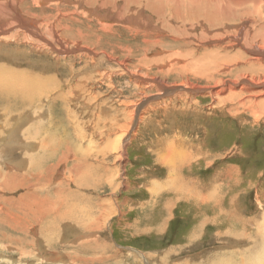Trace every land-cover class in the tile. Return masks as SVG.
<instances>
[{
  "label": "rangeland",
  "instance_id": "obj_1",
  "mask_svg": "<svg viewBox=\"0 0 264 264\" xmlns=\"http://www.w3.org/2000/svg\"><path fill=\"white\" fill-rule=\"evenodd\" d=\"M72 1L19 0L16 6L36 24H53L61 38L53 45L68 53L11 43L28 51L23 63L14 64L9 52L0 57L30 75L57 78L17 124L16 117L0 122V158L9 157L0 159V177L11 178H0V264H264V90L242 84V75L264 78V45L253 43L260 52L255 64L228 67L223 54L196 65L205 49L232 48L224 40L187 43L177 38L175 22L158 34L123 25L115 0L107 8L92 3L99 14L108 12L105 19L88 10L87 0ZM75 45L82 50L72 52ZM39 128L54 155L34 165L44 175H37L36 192L66 214L57 222L54 213L32 212L23 199L25 184L35 185L34 170L10 165L22 161L26 169ZM78 159L97 172L94 183L76 185ZM185 192L199 196L187 199Z\"/></svg>",
  "mask_w": 264,
  "mask_h": 264
},
{
  "label": "bare ground",
  "instance_id": "obj_2",
  "mask_svg": "<svg viewBox=\"0 0 264 264\" xmlns=\"http://www.w3.org/2000/svg\"><path fill=\"white\" fill-rule=\"evenodd\" d=\"M18 1L19 0H0V57L1 56H5V57L8 56L7 53L9 52L12 55V57H10V59L13 61L14 64L20 65V63H23V62H20V59L22 57H24L23 55H27L28 51L26 49L18 50L15 48L8 47V45L11 43L13 45H16V47L19 46L20 44H30L32 47V50L40 51L41 53H44V54H46V53L49 54V50L55 51L56 53L57 52L58 53H61V52L68 53L66 46H64V49H65L64 50V49H59L58 47L53 45L54 42H59V40L61 39L59 33L57 32V28L53 24H51L50 22L48 23V21H45V19L40 20L41 22L36 24L34 20H32V19L30 20L28 18L23 17L21 15V13L18 12V10L16 8ZM34 1H35V3H38V4H39V2H43V1L44 2H48V1L50 2V0H34ZM89 2L87 0V3H85V4H89L90 5L89 7H91L96 2H99V6H101V7L104 6V8H107L105 6H107L109 3H112L111 0H89ZM115 2H118V6L116 4V6H117L116 9H118V12L121 14V15L119 14L120 16H118L116 18V20L119 23H122L123 25L133 26V27L134 26L142 27L144 29L146 28V30H147V31L145 30L146 32L150 31L149 33H151V34H155V33L158 34L159 32L164 31L162 28L163 27L162 25H167L168 23L175 22L178 24V27H176V25L174 26V27H176L175 30L178 33L177 38H179V35H181L184 39L188 40L187 43H189V41H193V40L199 41V42H204V43L210 42V41L212 42L214 40H217V41L218 40H224V41H226V47L232 48L231 50H225L226 48H224V49H222L223 50L222 52H220L218 50L219 53H218V51H217V53H214V52H212V50L205 49V51H208V52H206V54L204 53V56H206V58H203V56L202 57L200 56L197 61L194 60L193 62L196 65H202V66L209 65L213 59H215L217 56L220 58V55H223V54L225 57L231 59L228 62H223L224 64L229 65L228 67L234 66L235 64L238 65L240 62H242V63L251 62V64H255L256 62H260L259 58L257 57V54L259 55L260 52H258V50L254 51V49L252 47L255 44L258 45V47L256 46L257 48H261L264 45V0H115ZM77 4H78V2H77ZM79 4H81V1L79 2ZM99 6H93L91 8L88 7V10L92 13L97 14L98 17L101 19L107 18L108 12L105 11L106 12L105 13L104 11L100 10V11H102V13L100 12L101 15L98 13L97 10H98ZM114 6H115V4H114ZM39 8H41V7H39ZM116 9L114 7V10H116ZM111 10H113V9H111ZM129 10H131V11H129ZM148 10L152 11L153 14L149 13ZM122 11H123V13H121ZM132 11H133V13H132ZM84 12H82V13H84ZM115 12H117V11H115ZM115 12H113V13H115ZM134 13H135V15H134ZM89 15H87V16H89ZM153 16L158 17L159 21L157 23H155L153 21ZM90 19H92V18H90ZM101 19H99V20H101ZM145 19L147 21H145ZM60 20L61 19H59L58 21H60ZM72 20H74V19H72ZM96 20H98V19H96ZM11 21H13V22H11ZM75 22H76V20H75ZM118 22H116V23H118ZM100 23H102V22H100ZM96 24H98V23H96ZM109 26H111V25L109 24ZM242 27H244V29H243L244 31L242 30ZM72 28L75 30L74 27H72ZM107 28H108V26H107ZM94 31H92V32L94 33ZM108 31H109V29H108ZM92 34H91V36H92ZM98 34L96 36H98ZM157 38H159V37H157ZM249 38H250V41L248 40ZM146 41H148V40H146ZM153 42L155 44V42H158V40H155ZM253 43H254V45H253ZM244 44H246L248 46V47L247 46L244 47L246 52L241 49V46ZM72 47H73L72 48L73 50L71 49L72 52L74 50H78V51L82 50V48H79L77 45L72 46ZM221 48H223V47H221ZM56 55H55V57H56ZM177 55H179V54H177ZM188 55H189V52L187 54L183 53V57H185V58ZM179 57H181V56H179ZM63 65L66 66L65 63ZM213 65H216V63H213ZM262 69L264 70V66L262 67ZM260 70H261V66H260ZM29 71H28V69H25L22 67L16 68L13 66L12 67L8 66V65L2 63V61L0 60V96L4 98V100H0V110L2 111V112L0 111V122H2L1 125L3 124V126H4V124L6 126L10 122V120L15 121V117H16V121L14 123L17 124V121L20 120L19 116H21L23 114V112H25V110H30V108H33V105L37 101L38 97H40L41 95H46L47 92H49V90H50V88L48 87L49 80L50 79L51 80H57L56 75L55 76L54 75H45V74L42 76H37V74L30 75L31 72H29ZM242 78H243L242 84L243 83L247 84L246 83V81H247V82H249V85H251L252 88L260 87L258 90H264V78L262 80L259 79L260 81H257V82H254L255 81L254 79H253L254 81L253 80L250 81L247 78V76H245V75H242ZM154 82H156V81L154 80ZM158 84H160V83H158ZM233 84H234L233 81L232 82L225 81V86L230 87ZM234 85H236V84H234ZM242 87H244V85H242ZM193 88L194 87H190L188 90H192L195 93H197L196 90H200L199 88L198 89H196V88L193 89ZM184 89H185V87H184ZM263 94H264V91H263ZM35 96H36V99H35ZM260 96H262V95H260ZM10 98H14V101H11ZM20 107H21V109H20ZM36 108H37V106H36ZM34 114H38V113L35 112ZM37 116H40V115H37ZM41 116H42V114H41ZM62 118L64 119V117H62ZM43 128H39L40 130L38 133L39 138H38L37 145H36L37 147H36V150H34V152L32 153V156H35V157L32 159V161H30L28 163V165L25 164L26 169L23 171V168H24L23 164L24 163L22 161H18V164L16 163L17 161L13 162V163L11 162L13 165L11 163H10V165L12 167L17 168V169L20 168L19 170L22 172H27L28 171L27 168L32 169V171L33 170L35 171V172L33 171V174L36 175L35 185L33 187H31V185H29V183L25 184L26 186L29 187L28 188L29 191H28L27 195L23 196V199L25 200L26 204L28 205L29 209L32 212H39V211L45 210L46 215L50 214V213H54V220L57 222V221H60V219L62 217H65L66 214L61 213L62 214L61 215L60 213H57L58 204L56 203L55 199L50 200L47 197V200L44 203V200L40 199V196L36 192L37 187L39 185L41 187V185H42V178H41V176L38 177L37 175H39V174L41 175L43 173L41 170H43V169L40 168L41 169L40 170L34 165H35V163L40 164L41 161L44 162L45 159H51L52 156L54 155L51 152L48 153V151L50 149L47 151L48 142H50L49 137H47L49 139L48 141H47V138L45 140L44 139L41 140V138H40L41 134H43V133L46 134V132L43 131ZM22 130L24 133H29V131H25L24 128H22ZM8 133L10 134V132H8ZM48 136H50L49 133H48ZM34 140H35V138H34ZM9 141H10V139H9ZM11 142H13V141L11 140ZM68 145H69V143H68ZM44 151H47V153H45ZM42 152H44V153H42ZM40 153H42V154L39 155ZM63 153L64 152H62V154ZM69 153H70V151H69ZM36 154L38 156H36ZM0 157H2V156H0ZM62 157H63V155H62ZM4 158L7 159L9 157L6 156ZM4 158H0V159L2 160ZM67 159H68V157H67ZM83 159H85V158H83ZM57 160H58V158H57ZM58 161H60V159ZM24 162H25V159H24ZM71 162H72V160H71ZM31 163H33V164L31 165ZM77 163L78 164L74 165V172L76 174V172L79 171V173H78L79 175H76L77 176L76 181L73 179L75 181L76 185L79 187H82L83 183H85V184L86 183H88V184L94 183V181H96V180H93V182H92L91 176H93V174H97V172H93V171L91 172L90 171V173H89L88 169H87L88 166L85 164L83 167L82 164H84V163L82 162V159H78ZM15 164H17V165H15ZM10 165H9V167H11ZM47 166H49L47 168L48 170L52 169L51 164H48ZM64 166H66V165H64ZM72 168H71V170H72ZM79 168H80V170H79ZM0 169H1V167H0ZM47 169L45 170V172L46 171L48 172ZM89 170H91V169H89ZM68 174H70L69 170H68ZM0 178L4 183L10 182V179H11L9 177H5V178L0 177ZM65 178H67V177H65ZM7 179H9V180H7ZM194 180L195 179H193V181ZM30 181L32 184L33 183L32 177H30ZM195 182H197V180H195L194 183ZM187 183L190 184V182H187ZM6 186H9L8 189H13V187H14V185L11 186L9 184L8 185L6 184ZM66 192H67V195L69 196V193L71 192V190H66ZM185 194H186V192H185ZM186 195H187L186 196L187 199H191V200H195L199 196V195L196 196L197 194L193 193V192H192V195L189 193ZM180 197H182V196H180ZM202 198L203 197H200V200ZM205 201H207V199ZM168 203L169 202H165V204H164V207H167V209L171 205V204H169V206H168ZM57 216H59V217H57ZM57 219H59V220H57ZM96 221H98V220H96ZM90 225H92V224H90ZM146 229H148V228H146Z\"/></svg>",
  "mask_w": 264,
  "mask_h": 264
}]
</instances>
